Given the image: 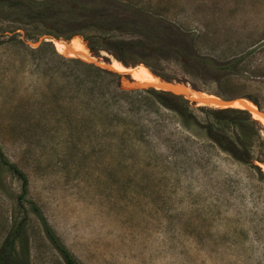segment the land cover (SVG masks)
I'll use <instances>...</instances> for the list:
<instances>
[{"label": "rangeland", "instance_id": "obj_1", "mask_svg": "<svg viewBox=\"0 0 264 264\" xmlns=\"http://www.w3.org/2000/svg\"><path fill=\"white\" fill-rule=\"evenodd\" d=\"M127 1L194 36L199 56L244 57L229 83L189 75L174 59L137 67L209 99L251 103L264 115V0ZM8 12L0 4V149L28 180L31 264L64 262L29 203L78 264H264V179L150 102L122 107L112 123L71 119L56 91L61 80L48 72L49 52L42 59L29 52L57 40ZM10 38L22 45L6 43ZM73 38L94 56L81 36ZM78 45L67 54L62 43L54 48L92 59ZM170 87L185 94L183 86ZM20 193V182L0 164V244L22 216Z\"/></svg>", "mask_w": 264, "mask_h": 264}, {"label": "trees", "instance_id": "obj_2", "mask_svg": "<svg viewBox=\"0 0 264 264\" xmlns=\"http://www.w3.org/2000/svg\"><path fill=\"white\" fill-rule=\"evenodd\" d=\"M0 4L20 23L42 27L49 39L57 40L52 41L54 46L57 43L63 44L59 40L70 41L75 36H81L94 56L100 57V51H104L127 68L143 64L151 69V61L174 59L182 64L189 75L229 83L240 75V66L244 60L243 56H239L221 62L199 56L194 49V36L181 32L171 22L127 0H0ZM13 42L22 45L15 38H10L6 43ZM53 44L44 41L29 52L39 59L45 58L44 51L49 52L46 58L48 72L61 80L56 91L66 99L71 119L90 124L112 123L117 120L122 107L132 108L135 103L142 105L150 102L157 108L173 113L185 128L201 131L223 153L248 166L258 177L264 179V130L260 120L252 113L235 107H202L209 105L183 94L201 106L193 109L182 95L163 91L164 89L156 90L161 88L138 82V87L154 89L120 91L117 88L116 72L80 58L59 54ZM103 59L108 61L106 57ZM135 69L153 76L143 66ZM151 72L157 74L153 70ZM252 101L257 105L255 100ZM197 113L202 114L203 118ZM0 164L20 182L18 210L22 215L20 219L15 218L0 244V264H31L28 220L23 207L28 180L23 172L3 156L1 149ZM29 204L64 264H78L55 236L39 208L33 203Z\"/></svg>", "mask_w": 264, "mask_h": 264}, {"label": "bare ground", "instance_id": "obj_3", "mask_svg": "<svg viewBox=\"0 0 264 264\" xmlns=\"http://www.w3.org/2000/svg\"><path fill=\"white\" fill-rule=\"evenodd\" d=\"M78 43H80L84 47L85 51L88 53L86 47L83 45V42L79 38H73V39L70 40V42L68 44L63 42V44L65 45L66 54L71 52V51L72 52L78 51L80 49ZM64 56H66V55H64ZM81 60L87 61V62L95 61V59L93 57L90 60H88V59H81ZM113 64H114V66L111 68V66ZM99 65L101 67H103V65L101 63ZM119 65H121V64L114 60L113 62H111V65L108 67V69H110V70H112V71H114L116 73H120V74H122V73H131L133 79L135 81H137L138 83L142 84V85L148 84V85H151V86H160L161 89L169 90V91H172L175 94H178L176 91L171 89L170 86H168V85H166L164 83H161L158 78H155L153 76H148V75L142 73L143 76H144L143 77L139 72H136L137 69H124V68H121ZM131 70H133V71H131ZM189 90L190 89L187 90V88H186V89H183V92L185 94H187L188 96H190L195 101H198V102H201V103H204V104L214 105V106L221 107V108H223L225 106H232L233 108L235 107V108L245 109L248 112L252 113L257 118H259L260 120H264V115L261 112H258L257 109L255 107H253L249 103H247V104L250 105L251 107L247 106V104H244L242 102H232L230 105H222V102L220 100H218V99H209V98L205 97L202 94L194 93V92H191Z\"/></svg>", "mask_w": 264, "mask_h": 264}, {"label": "water", "instance_id": "obj_4", "mask_svg": "<svg viewBox=\"0 0 264 264\" xmlns=\"http://www.w3.org/2000/svg\"><path fill=\"white\" fill-rule=\"evenodd\" d=\"M46 42H51L53 43L51 40H46ZM67 44V43H66ZM92 56V55H91ZM95 61H90L88 63H91V64H94L98 67H101L99 64L101 63L103 65V67L101 68H104L108 71H112L110 69H108V67L111 65V61H104L103 59H96L94 56H92ZM87 62V61H86ZM125 69H131V68H127V67H124ZM114 72V71H112ZM118 74V79H117V88L120 90V91H127V92H135V91H142V90H149V89H154L152 87H138V83L137 81H135L131 75V73H117ZM159 81L161 83H164L166 85H169V86H176V85H179V86H183V87H187L185 84H179V83H176V82H168V81H164V80H161L159 79ZM188 88V87H187ZM191 92H194V93H199V94H203L199 91H196V90H193L192 88H189ZM156 90H162V89H156ZM163 91H168V92H171L173 93L172 91H169V90H163ZM175 94V93H173ZM176 95H182L183 97H185L192 106H195V107H201L200 105H198L195 101H190L185 95L183 94H176ZM218 98V97H217ZM220 101L222 102V105H230L235 99H231V100H224V99H221L219 98ZM202 107H211V106H202ZM233 108L232 106H225L223 108ZM215 108H221V107H215ZM258 112H260L259 110H257Z\"/></svg>", "mask_w": 264, "mask_h": 264}]
</instances>
